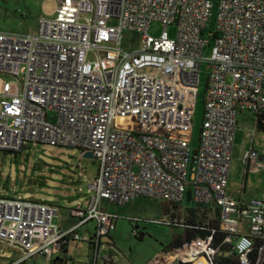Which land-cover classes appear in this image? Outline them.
<instances>
[{
  "label": "built area",
  "instance_id": "2783aa9c",
  "mask_svg": "<svg viewBox=\"0 0 264 264\" xmlns=\"http://www.w3.org/2000/svg\"><path fill=\"white\" fill-rule=\"evenodd\" d=\"M154 22L164 26L160 36L149 33ZM126 30L140 34L137 48H122ZM204 62L210 71L193 147L184 135L193 127ZM0 74L17 79L14 88L3 85L0 149L71 147L92 152L99 165L90 184L96 195L71 209L78 220L70 228L55 222L57 205L0 195V244L13 249L0 248L3 264H35L37 257L50 264L75 240L93 249L84 264H97L102 238L119 217L100 208L101 200L183 203L188 196L219 209L222 243L233 245L241 264H264V197L227 191L238 115L264 114V0H58L56 15L41 16L36 34L0 31ZM92 221L94 233L81 234ZM215 232L149 264H216Z\"/></svg>",
  "mask_w": 264,
  "mask_h": 264
},
{
  "label": "rangeland",
  "instance_id": "374dc122",
  "mask_svg": "<svg viewBox=\"0 0 264 264\" xmlns=\"http://www.w3.org/2000/svg\"><path fill=\"white\" fill-rule=\"evenodd\" d=\"M58 0H0V31L19 34H36L41 16L53 17L56 15ZM216 16L210 23V29L215 30ZM164 26L160 22H154L149 33L160 36ZM170 37L177 36L176 25L167 27ZM205 41L212 38L207 33ZM140 34L126 30L123 33L122 48L130 50L139 45ZM211 44L204 48V58L211 55ZM209 66L204 62L200 73V85L193 116V127L185 133L193 147L199 144L201 128L205 109V92L209 75ZM5 81L12 82V88L16 85V78L0 74V99L2 97ZM257 132V133H256ZM264 134L255 128V116L249 112L238 115V128L235 134ZM235 169L230 172L229 192L237 194L241 178L235 174L240 171V155L234 157ZM99 165L96 159L84 157L81 150L71 147L52 146L48 144L32 143L21 152L13 153L0 149V195L15 196L44 200L59 207V219L66 224L70 217L71 209L80 205L87 207L96 191L90 188L98 173ZM258 177H248L247 195H254L257 187L263 184ZM257 182V183H256ZM256 196V195H255ZM164 204L171 210L175 208L176 220H185L191 217L188 208L194 206V202L185 200L175 207L149 197H137L125 205H120L107 199L100 201V208L118 215L117 228L110 236L112 243H103L99 252V264H149L162 251L167 249L170 242L184 233V227H175L166 222L172 219L171 213L164 211ZM169 210V211H171ZM214 218L213 208H200L194 218L198 221ZM58 218V216H57ZM180 218V219H179ZM95 222L88 223V229L95 230ZM143 238H140L141 233ZM140 235H138V234ZM69 262L84 261L88 243L83 240L70 241ZM2 244H0L1 246ZM61 252V251H59ZM60 254V253H58Z\"/></svg>",
  "mask_w": 264,
  "mask_h": 264
},
{
  "label": "crops",
  "instance_id": "0c3cea01",
  "mask_svg": "<svg viewBox=\"0 0 264 264\" xmlns=\"http://www.w3.org/2000/svg\"><path fill=\"white\" fill-rule=\"evenodd\" d=\"M255 121H256V117H255ZM255 128H256V125H255ZM248 152L251 154V157L248 163L246 164L244 163V159H245V155ZM238 155H240V166H241L240 171L235 172V174L238 175L239 178H241V181H240V184L237 190L238 193L234 195L232 192H229L228 190L229 184L227 188L228 193L234 197L243 198V199L245 198L247 199L251 197H264V184H263L264 183V134H249V133L248 134H235L233 152H232V161L230 165V172H233V170H238V169H235L233 166L234 157ZM258 162H263V166L260 167L259 171L256 172V171L251 170V167ZM230 172H229V182H230ZM249 176L258 177L254 181L260 180L261 183L263 184L262 187H257L258 191H256L254 195H250V196L247 195ZM58 219H59V215H58V218L57 217L55 218V222L64 229L70 228L78 220L76 217H74L71 214V212H70V217L65 219L67 222L66 224L63 225V223H61V221ZM244 225L245 224L243 223V226ZM94 231L91 232L88 229V223L82 226L79 230L81 234H90V235H92ZM104 243H108V242H104ZM0 248H4L7 251V253L13 252L12 248L6 247L3 244L0 246ZM58 253L55 254V256L53 257V261L50 264H84L83 261L80 263H75V260L73 258H72L73 261L69 262V259H68L69 257L67 255L69 253V244L66 246V248H64L61 252H58ZM93 257H94L93 249L88 246L84 260H86V258L90 260ZM5 261H7L6 258H0V264L5 263ZM35 264H46V263L42 257H37L35 259ZM97 264H99V262H97Z\"/></svg>",
  "mask_w": 264,
  "mask_h": 264
},
{
  "label": "trees",
  "instance_id": "16d2710c",
  "mask_svg": "<svg viewBox=\"0 0 264 264\" xmlns=\"http://www.w3.org/2000/svg\"><path fill=\"white\" fill-rule=\"evenodd\" d=\"M255 117H256V121H255L256 129L259 131H264V114H256ZM13 153H18V152H13ZM187 200L192 201L190 199V196H188ZM165 202L173 204L175 207L182 204V203H174V202H168V201H165ZM200 208H210V207L202 206V205L195 203L193 207L188 208L191 214L193 213L191 215L193 218L189 217L188 222H186L185 220H180V221L178 220V223H181V225H172L175 227L182 226L184 227L185 230L183 234L177 235L170 242V244L167 246V249L170 250V249L181 247L185 242L190 241L191 239L199 237V236L204 237L208 235L209 233H211L213 229H215L216 230L214 234L215 245L219 247V251L216 256V264H241L239 261L238 255L233 248V245L228 244V243H222L225 237V234L219 230L220 229L219 209L216 207H211L213 208V211L215 214L214 218L207 219V217L205 216L204 220L198 221L197 219L194 218V215L196 211ZM174 209L175 208L171 210L168 205L164 204V211L166 213H171L172 219L175 218ZM140 233H141L140 238H143L144 233L142 231ZM255 251H254V255L256 254Z\"/></svg>",
  "mask_w": 264,
  "mask_h": 264
},
{
  "label": "water",
  "instance_id": "95a60500",
  "mask_svg": "<svg viewBox=\"0 0 264 264\" xmlns=\"http://www.w3.org/2000/svg\"><path fill=\"white\" fill-rule=\"evenodd\" d=\"M84 157L91 158V159H95L93 153L90 152V151H89V152H86V153L84 154ZM102 241H103V242L112 243V242H113V239L111 238L110 235H108V236H104V237L102 238Z\"/></svg>",
  "mask_w": 264,
  "mask_h": 264
}]
</instances>
